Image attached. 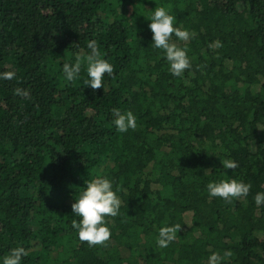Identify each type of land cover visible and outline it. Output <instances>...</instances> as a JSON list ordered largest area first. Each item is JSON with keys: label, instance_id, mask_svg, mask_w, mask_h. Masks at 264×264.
<instances>
[{"label": "trees", "instance_id": "16d2710c", "mask_svg": "<svg viewBox=\"0 0 264 264\" xmlns=\"http://www.w3.org/2000/svg\"><path fill=\"white\" fill-rule=\"evenodd\" d=\"M156 6L186 42L191 67L169 71L152 45ZM95 40L113 66L104 89L66 82L64 63ZM220 42L221 47H209ZM0 264H264V0H0ZM26 90L28 97L14 95ZM137 127L120 133L112 109ZM238 164L224 169L221 160ZM108 178L121 200L105 217L107 246L89 247L71 226L86 181ZM251 184L226 203L209 182ZM180 224L157 245L159 229Z\"/></svg>", "mask_w": 264, "mask_h": 264}, {"label": "clouds", "instance_id": "9594fccd", "mask_svg": "<svg viewBox=\"0 0 264 264\" xmlns=\"http://www.w3.org/2000/svg\"><path fill=\"white\" fill-rule=\"evenodd\" d=\"M151 21L148 25L152 32V45L156 49L163 51V54L169 64V71L173 76L181 77L183 73L191 67L190 59L187 55L186 47L179 46L173 41V35L178 41L186 42L194 33H190L181 27H174L175 17L169 14V11L163 6H156L151 15L147 18ZM220 42L210 44L209 47H221ZM88 51L77 53L74 63H64L62 72L66 82H74L79 77L82 67L86 69L87 79L83 81L84 85L90 86L94 91L104 89V76L113 75V66L107 59L102 57L101 51L95 40L87 43ZM15 73L5 71L0 73V79L12 80ZM14 95L28 97L29 93L21 88L13 90ZM112 124L120 133H126L129 129L135 130L137 127L136 117L131 111L122 112L119 108L112 109ZM224 169L235 170L238 164L231 159L221 160ZM87 187L75 198L71 205L74 216L79 220L73 219L71 226L78 234L81 242L87 243L89 247L107 246L110 240L111 231L107 226L105 217H116L119 215L121 200L117 195L120 191L117 188L113 190V183L105 177H98L87 180ZM251 184L238 181L235 178L222 179L219 182H209L207 192L210 197H218L226 203H231L233 199H240L249 195ZM256 204H264V193H257L254 197ZM181 225L165 226L159 229L157 245L160 248H166L176 239V234ZM28 252L24 247H14L3 257L2 264H21L22 258L26 257ZM233 253L225 250L223 255L219 252H213L209 257L208 264H222L223 261L230 258Z\"/></svg>", "mask_w": 264, "mask_h": 264}]
</instances>
